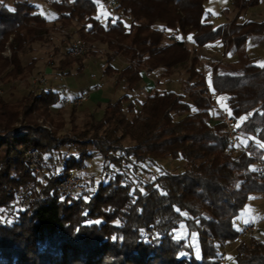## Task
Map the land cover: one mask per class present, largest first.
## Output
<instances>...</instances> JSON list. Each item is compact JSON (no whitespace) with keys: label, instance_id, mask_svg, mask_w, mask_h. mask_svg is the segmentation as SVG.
Segmentation results:
<instances>
[{"label":"trees","instance_id":"obj_1","mask_svg":"<svg viewBox=\"0 0 264 264\" xmlns=\"http://www.w3.org/2000/svg\"><path fill=\"white\" fill-rule=\"evenodd\" d=\"M44 1L56 10L55 19L39 13L32 0H12L11 8L0 0V81H25L36 58L24 64L21 55L48 37L49 23L64 28L76 21L82 22L81 39L106 45L102 72L116 75L115 85L122 82L124 93L105 103L92 127L96 133L87 139L16 126L19 116L48 115L50 106L63 100L58 91L31 90L15 102L0 97V264H219L217 245L240 234L234 218L251 194H264V176L255 172L256 164L264 163V148L254 147L251 156L227 152L225 125L212 119L210 92L225 95L230 115L240 118L237 129L264 145V67L252 65L246 53V40L264 35V19L214 25L207 0H117L116 9L128 21L109 17L102 23L96 0ZM231 2L246 10L261 0ZM188 40L200 46L220 41L236 54L230 64L212 63L210 87ZM69 55L60 60L61 74L74 64L83 68L78 55ZM118 55L126 61L122 68L112 64ZM177 68L188 73L182 89L189 101L183 93L158 89L131 100L143 72L163 69L170 75ZM125 137L134 143L123 145ZM26 148L37 150L47 166L43 180L29 168ZM95 155L101 158L97 185L73 197L63 194L60 181ZM160 159H181L183 169L139 184L125 171ZM22 188L27 205L17 196ZM182 222L187 235L178 238ZM193 233L199 254L190 240ZM234 259L264 264V246L250 238L237 246Z\"/></svg>","mask_w":264,"mask_h":264},{"label":"rangeland","instance_id":"obj_2","mask_svg":"<svg viewBox=\"0 0 264 264\" xmlns=\"http://www.w3.org/2000/svg\"><path fill=\"white\" fill-rule=\"evenodd\" d=\"M32 1L39 13L43 14L50 20L55 19L57 13L51 5L44 0ZM96 1L99 2V10L96 17H99L102 23H105L109 17H112L113 19L118 18L117 15H119V12L115 13L113 9L109 8L105 2L106 0ZM222 3L223 7L230 6V9L228 8L229 10H227L226 7L222 10ZM6 4L11 8L12 0H6ZM227 4V0H207L205 2V7L211 13V20L214 25L222 23V12H224V16L228 21H231L234 18H237L238 21H243L249 17L248 15L250 11H258L264 14V0H261V2L255 6L249 7L251 10H249V8L246 10L241 9L238 5H234L232 2H229V6ZM216 14L222 15V18L219 19L214 17ZM120 17L127 21L129 19L125 15H121ZM81 23L82 22L73 21L70 25L64 28L60 27V22L49 23L48 37L45 40L43 39L32 43V52L21 55V60L24 64H26L32 57L36 58V64L30 75L25 81L19 80L9 84H4L0 81V97L6 101L15 102L31 90L37 92L40 91L41 88H50L54 91H58L63 100L65 97L71 98L82 93L88 95L87 99L78 106L64 105V101L60 99L58 103L50 106L48 115L43 112L41 114L32 113L25 117L19 116V121L16 123V126L30 125L32 128L40 127L41 129H45L49 134L60 138L64 136L71 138L77 133L78 135L82 134V139H85L96 133V130H93L92 127L94 125L96 126V123H98L97 121L102 117L105 103L108 100L115 101L124 93L122 82L115 85L116 75L108 76L102 72L106 64V45L99 41L89 43L87 40L81 39L78 33ZM169 33L170 31H166L165 37H168V35H170ZM79 39L86 47V51L81 56L78 55L79 58L82 59L83 68L77 70V65L74 64L68 69L69 73L67 75L61 74L58 69L60 60L64 57V54L70 50V46ZM205 46L210 50L206 49V52H204V50L199 52L194 44L189 43L188 45L192 54L198 57L197 65L199 70L204 75L205 79L208 78L207 80H209V77L211 76L210 63L221 61L222 63L230 64L235 60L236 54L235 52H232V56V53L230 54L220 41L207 43ZM3 54L4 56L9 57V49L6 48ZM69 56L74 57L72 55ZM125 63L126 61L121 55H118L112 61V64L118 68H122ZM143 75L144 79L137 83L134 91L130 93L131 100H136L137 102L143 100L150 90L158 89L159 91L174 90L183 93L184 99L189 101L187 94L183 92L182 89V83L188 76L185 69L177 68L170 75L163 74L161 70H156L150 75L143 73ZM39 77H41L43 81H32ZM207 85L210 87V84L207 83ZM95 92L97 96L94 94ZM212 111L216 115L215 118H212L213 121H216L217 116L222 113H231L225 95L216 96ZM174 117L178 118L180 116L174 114ZM236 120L238 123L240 118H237ZM57 125H59V127H57ZM103 129L104 128H99L98 132L101 133ZM133 143L134 142L128 137L122 139L123 145H132ZM24 157L28 161L29 168L34 172L37 178L43 180V174L47 171V166H45L38 151L26 148L24 149ZM62 164L63 163L59 161L58 165ZM183 165L184 161L181 159H160L153 162L146 161L143 163H137L135 169L131 170L125 168V171L130 178L136 182V184H139L140 180H151L165 171H181ZM100 173L101 158L96 155L88 158L82 169L69 171L68 175H73L72 178L77 179L75 182L76 185L81 187L76 191V195L79 192L83 193L87 189L89 190L93 184L96 186L101 175ZM60 185L61 184L59 183V186ZM24 191V188L20 189L17 196L20 198L25 193ZM184 214L190 216L195 215L193 212L189 211H185ZM0 215L3 216L1 210ZM263 219L264 194H251L244 207L233 220L235 229L240 232L239 236L217 245L219 247V252L214 258L215 261L219 264H236L234 256L237 246L240 243H249L250 238H255L256 241L261 242L264 246ZM247 225L256 226L258 235L253 236L245 232V227ZM175 235L178 238L186 237L187 228L183 222L179 224ZM190 240L194 245L196 254H199V247L194 233L191 235Z\"/></svg>","mask_w":264,"mask_h":264},{"label":"built area","instance_id":"obj_3","mask_svg":"<svg viewBox=\"0 0 264 264\" xmlns=\"http://www.w3.org/2000/svg\"><path fill=\"white\" fill-rule=\"evenodd\" d=\"M105 2L109 8L113 9L115 13L119 12V15H117V17L121 16L120 10L116 9L117 0H106ZM70 47L71 48L69 50V53L72 56L80 55L84 50V46L79 40L77 42H74ZM207 79L208 78H206L207 83L211 84V79L210 78L209 80ZM32 81L33 82L43 81V79L39 77V78H35ZM210 94L212 97V105L214 106V100L217 94L215 91H211ZM87 97L88 95L86 93H82L72 98L65 97V99L63 100L64 105L78 106L79 104L84 102L87 99ZM215 116L216 115L214 113L213 118H215ZM217 120L223 122L225 125L226 139L228 143L227 152H230L234 155L247 154L251 156L254 154V147H259L261 149L264 148L262 147L263 144L260 141L254 139L251 136L242 134L236 127L235 118L231 116L230 114L222 113L221 115L217 116ZM255 172L257 175L263 177L264 176V163L258 162L255 166ZM69 176L70 175L66 176L65 179L62 182H60L61 184L60 191L73 197L76 195V191L80 189L81 187L76 185L75 182L77 179L72 178L73 175H71L70 177ZM28 199H29L28 194L24 193L21 197V205H27L29 201ZM245 232L253 236L258 235L256 226L254 225H247L245 227Z\"/></svg>","mask_w":264,"mask_h":264},{"label":"crops","instance_id":"obj_4","mask_svg":"<svg viewBox=\"0 0 264 264\" xmlns=\"http://www.w3.org/2000/svg\"><path fill=\"white\" fill-rule=\"evenodd\" d=\"M227 2H228L227 5L229 6V2H231V0H227ZM221 5H222V10H224L227 7V6L223 7V3ZM229 7H227L226 9L229 10L230 9ZM249 10H251V9L249 8ZM222 13L221 14L223 16L219 15V14H216L214 17L219 18V19L223 17L222 18L223 19L222 23L228 22L227 18L224 16V12H222ZM248 16L249 17H247V19L254 20V21H261V20L264 19V14L260 13L258 11H250ZM189 43L194 44V46L196 47L197 51H199V52H201L203 50H204V52H206V49L210 50L209 48H206L205 45H203V46L197 45L191 40H188L187 45H189ZM246 53H247L248 58L250 60V63L252 65H254L256 67H261L260 64L262 62H264V35L253 36L251 38H248L246 40ZM231 55L233 56V53ZM211 66H212V63H210V68H211ZM159 70L163 71V69H159ZM143 73H142V80L144 79ZM209 78L211 79V76ZM94 91H96V90H94ZM94 94L96 95V92ZM92 96H93V94H92ZM96 96H94V97H96ZM73 97H75V96H73Z\"/></svg>","mask_w":264,"mask_h":264},{"label":"snow or ice","instance_id":"obj_5","mask_svg":"<svg viewBox=\"0 0 264 264\" xmlns=\"http://www.w3.org/2000/svg\"><path fill=\"white\" fill-rule=\"evenodd\" d=\"M99 19V17H97ZM189 39H191V37H189ZM261 67H264V62H262L260 64ZM222 99V98H221ZM246 119V117H242L241 118V123H243V121ZM236 127H240V124H237ZM262 147H264V145H262Z\"/></svg>","mask_w":264,"mask_h":264}]
</instances>
